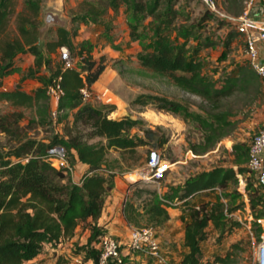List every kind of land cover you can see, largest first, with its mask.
Wrapping results in <instances>:
<instances>
[{"label":"trees","instance_id":"1","mask_svg":"<svg viewBox=\"0 0 264 264\" xmlns=\"http://www.w3.org/2000/svg\"><path fill=\"white\" fill-rule=\"evenodd\" d=\"M18 0H0V78L13 71L16 58L30 53L35 56V67L28 71L27 77L39 72L42 67L48 69L45 54H54L62 47L74 50L70 31L59 27L56 39L45 42L41 22L42 0H23V9L17 12ZM162 0H110V8L118 11L121 6L126 8L130 21V36L132 40L143 42L144 37L138 32L141 16L161 22L155 28L151 44L144 46L145 55L139 60L143 68L151 71L157 78L166 79L171 85L183 92L199 97L210 105V110L203 114L189 111L188 107L170 101L152 97L159 102L160 109L179 114L194 121L203 131V141L192 146V151L203 155L212 150L218 142L229 136L233 123L230 111H221L222 99L231 96L235 91H247L256 82L251 71L243 69L237 76L226 77L221 85L207 75L205 63L199 55L203 46H209V41H198L191 52L185 45H179L176 38L165 27L170 20V9L163 10ZM226 10L240 14L244 10V0H226ZM87 15L91 18L103 16L105 10L99 11L89 3ZM16 18V29L12 31L11 21ZM169 18V19H168ZM216 18V17H215ZM167 19V21H166ZM232 27V26H231ZM233 28V27H232ZM234 29V28H233ZM236 30V29H234ZM190 38L192 34L179 32L178 37ZM45 42V43H44ZM44 43L43 48L41 44ZM81 67L64 68L63 62L58 64L55 73L49 79H42L43 87L34 95L16 89L0 92V101H7L15 107H36L37 119L32 122L47 125L51 119L52 108L46 88L52 79L62 78L64 96L59 102L58 119L69 118L77 110L76 119L94 120V135L104 141L88 143L79 137L70 139L55 138L52 143L32 144L31 153L19 160L1 161L0 171V264H32L40 256L45 244L58 249L64 240L75 237L77 229L90 219L96 222L102 215L106 197L114 187L116 173L109 161V153L114 151L135 152L138 147L148 145L145 139L131 137L132 128L141 125L140 121L129 118L113 120L101 116L91 104L83 103L81 89L92 86L100 79L107 67L102 63L89 61L81 50ZM252 69V68H251ZM84 72L86 75L84 76ZM259 83V81H257ZM8 115H0V133L16 134L14 123ZM147 138H154L152 130L145 131ZM164 142L157 146L163 147ZM59 145L67 153L75 165L88 166V172L83 181L75 183L72 175L51 167L45 159L48 148ZM249 147L244 144L232 148L234 167L215 168L210 172L199 174L184 185V197H194L204 191L229 186L241 187L245 184V193L250 205L251 214L255 219L264 218V193L258 185L256 176L249 170ZM150 154V153H149ZM149 154L147 159H149ZM73 164V163H72ZM202 203L190 207V215L185 225L184 246L188 250L180 264H211L203 260L202 243L206 240L208 223L216 218L213 205ZM124 214L129 224L135 228L157 226L169 220L170 215L158 203H150L147 209L136 207L126 202ZM256 238L258 241L263 233V227L256 223ZM91 235L87 244L80 248L79 254H84L83 261L99 263V252L94 243L106 234L97 224H90ZM238 249V245L232 246ZM236 257L228 252L225 257H216L213 264H233ZM56 264H67L59 258Z\"/></svg>","mask_w":264,"mask_h":264},{"label":"rangeland","instance_id":"2","mask_svg":"<svg viewBox=\"0 0 264 264\" xmlns=\"http://www.w3.org/2000/svg\"><path fill=\"white\" fill-rule=\"evenodd\" d=\"M58 0H42L41 22L42 34L47 41L56 38L57 29L61 22L70 29L71 38H77L90 24L109 20L110 0H62L63 6L57 5ZM87 1L93 8L103 11V17L95 19L81 13L87 7L82 4ZM163 10L170 9V20L165 27L176 38L179 45H185L191 52L198 41H209V46H203L199 55L205 63V72L210 78L221 85L226 77L237 76L239 71L247 69L251 71L256 82L247 91H235L231 96L222 99L221 111H230L233 123L232 132L223 138L208 153L200 155L192 151V146L203 141V131L190 118L160 109L159 102L152 98L168 99L188 107L189 111L205 115L210 110V105L199 97L188 94L171 85L166 79L157 78L153 73L143 68L139 57L145 55L144 46L151 44L154 38L155 28L161 24L152 18L141 16L138 32L144 37L143 42L129 39L130 21H134L132 15L124 11L120 20L110 27L108 24L96 29L100 32L98 39L78 43L75 39L74 50H70L74 59H80L81 50L86 52L85 57L89 61L102 63L107 68L113 69L116 79L110 83V97L103 100L96 99L94 95L93 107L100 111L103 117L109 118L118 111L122 116L117 120L126 118L137 120L141 125L130 130L131 137H141L148 145L138 147L135 152L111 151L109 161L116 175L132 176L148 171V154L157 150L160 154L161 168L154 173L148 171L146 180H139L131 184V192L127 201L136 207L147 209L150 203H158L165 209H176L181 213L176 224H168L169 220L161 225L144 227L153 228L158 238L169 254L172 264H180L181 258L186 254L184 246V227L190 215V207L209 203L215 210L216 218L210 221L205 228L206 240L201 244L203 260L213 264L216 257H225L228 252H233L236 262L233 264H259L257 246L260 242L256 238L255 216L251 209L247 208V194L244 187L229 186L226 189L215 188L204 191L194 197H184V185L190 179L199 174L210 172L215 168L234 167L232 148L235 145L244 144L249 147L252 138L262 125H264V80L251 69L246 56V43L243 35L234 30L226 21L215 18L199 0H162ZM83 7V8H82ZM23 0H18L17 12L22 11ZM51 21L46 26V19ZM74 23L71 25L70 20ZM169 19V18H168ZM93 20V22H92ZM98 23V22H97ZM47 27V28H46ZM11 29H16V18L11 21ZM179 32L192 34L190 38L178 37ZM112 36L115 39H107ZM123 39H117V38ZM110 46L112 51L108 55L101 56L104 47ZM96 52V55L93 54ZM50 62L48 64L51 77L58 64H61L60 54H45ZM35 76V75H34ZM259 81V83L257 82ZM0 115L11 117L14 123L13 131L16 134H4L0 136V160H11L17 163L25 159L30 153L32 144L52 143L55 138L72 139L81 138L88 143H98L102 139L94 135V120H80L76 116L66 120L50 119L49 124H38L31 120L32 112L29 109H15L10 105L0 102ZM152 130L154 138H147L145 131ZM104 141V140H102ZM164 142V146H157ZM73 163V164H72ZM74 173L76 165L71 159ZM170 178L172 182L167 183ZM135 179V178H134ZM177 185H176V184ZM163 200L171 204H165ZM210 207V208H211ZM252 217V218H251ZM82 233L72 243L61 245L60 257L69 264H77L75 258L79 257L82 264L84 254H79L81 247L87 244L82 241ZM238 245V249L232 246ZM175 252V253H173ZM54 256H50L53 259Z\"/></svg>","mask_w":264,"mask_h":264},{"label":"built area","instance_id":"3","mask_svg":"<svg viewBox=\"0 0 264 264\" xmlns=\"http://www.w3.org/2000/svg\"><path fill=\"white\" fill-rule=\"evenodd\" d=\"M207 10L217 19H221L234 25L239 34L243 35L246 43V56L252 70L259 78L264 80V63L259 61V45L264 44V20L257 21L251 17V10L256 0H247L246 8L239 17H234L225 12L217 0H199ZM60 60L64 68L75 67V59L71 56L70 50L66 47L60 49ZM62 78L56 77L51 80L46 88V93L52 101L60 102L64 96ZM83 103H89L94 99L88 87L81 89ZM58 109L52 113L53 119H58ZM45 159L51 167L59 171H65L74 175L73 166L67 157L65 149L59 145L48 148ZM29 158L23 160L27 162ZM160 154L157 150L150 151L147 162L148 171L154 173L161 168ZM249 170L256 176L258 185L264 193V125L260 127L252 138L249 150ZM3 169L0 161V171ZM148 171L146 172L148 174ZM142 173V180L148 176ZM165 204H171L163 200ZM252 218V217H251ZM259 225L264 224V218L255 219ZM99 252L98 264H172L164 247L162 246L157 232L151 227H133L127 242L122 243L111 234L101 236L94 243ZM258 262L264 264V234L260 237L258 245ZM77 264H82L79 257L75 258Z\"/></svg>","mask_w":264,"mask_h":264},{"label":"crops","instance_id":"4","mask_svg":"<svg viewBox=\"0 0 264 264\" xmlns=\"http://www.w3.org/2000/svg\"><path fill=\"white\" fill-rule=\"evenodd\" d=\"M82 1L83 0H81V2ZM217 1L219 3L220 7L225 12H227L229 15L234 16V17H239L244 12V10L246 8V1L247 0H244V3H243L244 10L240 14H237L234 11L226 10L225 6L228 4V2H226V0H217ZM86 3H87V1H84V3L82 4V6L84 8L87 7L84 5ZM63 4L64 3H62V0L57 1L58 6H63ZM88 8H89V6H88ZM125 10H126V8L124 6H121L117 12L114 11L112 8H110L108 13L112 15V18L109 20L105 19L103 21L104 23H100V22H102V21H100L101 20L100 19L99 21H97L98 23L96 22V25L90 24L89 29L87 31H85L87 27L82 25L81 26L82 30L80 32L81 33L84 32V33L77 38H72L74 45L76 43L75 39L78 40L77 41L78 43H83L84 41L93 42L92 41L93 39H98L100 36V32H95L96 29L102 27V25H104V24L105 25L108 24L110 27H112L113 24H116L120 20L119 13H120V15L125 16L124 15ZM82 12L85 15H87L88 9L86 8L84 11L81 10V13ZM101 17H103V16H100L99 18H101ZM251 17L257 21L264 20V0H256L255 4L251 10ZM70 22H71V25L74 24L72 22V19L70 20ZM92 22H93V20H92ZM228 24H230V23H228ZM231 26L234 29H236V27L234 25H231ZM59 27L65 28L68 31H70V29L68 27H66V25H64V26L59 25ZM128 32H129L128 33L129 39H132L130 36V31H128ZM55 39L56 38H54V40ZM107 39H115V38L110 36ZM117 39H123V38L119 37ZM45 42H47V40H45ZM44 43L41 44L42 48H43ZM60 49L57 52L58 54H60ZM111 51H112V48L110 46H106V47H104V51H102L101 56L108 55V53H110ZM93 54L96 55V52ZM85 55H86V52L84 51V57H85ZM35 61H36L35 56L30 54V53L19 55L14 62L13 71L9 75L0 78V92H8V91H14L16 89H20V90L26 92L27 94L34 95L39 88L43 87L42 79L43 78L49 79V77H50L49 71L44 66L39 70L38 73L35 74V76L33 75V76L26 78L28 71L35 67ZM81 61H82L81 57H80V59H75V67H81L82 66ZM259 61L261 63H264V44L259 45ZM83 74L85 76L86 72H84ZM115 79H116V76H114L113 69H111L110 67L106 68L104 73H102V75L100 76V79L91 88L94 92L96 99L99 98V100L101 101L104 98L110 97V95H108L110 92V83H112ZM49 100H50L51 105H52V108L50 109L51 119H52L53 118L52 113L54 110L58 109L59 103L52 101L51 99H49ZM0 102H3L7 105H10L15 109H20V110L29 109L32 112L31 120L33 121L34 119H37L36 107H34V108L15 107L7 101L3 100ZM94 102H96V101L92 100L91 102H89V104L94 103ZM76 113H77V110H74L73 112L70 113L69 117H74V115H76ZM122 114L123 113L121 111L120 112L118 111L117 113H114L110 117V119L117 120L122 116ZM2 135H4V133H0V136H2ZM105 142H106V140H104V143ZM111 151H113V150H111ZM76 170H77V172H75L74 175H72V179L75 183L80 184L83 181L84 176L88 172V166H86L84 164H77ZM142 175H143L142 172L141 173L139 172V173L132 175V176H125V177L121 176V175H116V177L114 179L113 190L106 197L102 215L99 218V220L97 221V223L92 222L89 219L87 221V223L82 224L77 229L76 235L73 239L64 240L63 243L69 244V243H72L73 241H75L78 238L79 232H81L83 234L82 235V241H84L85 239L88 241V239L91 235L90 224H92V225L97 224V226L100 229H102L104 232L111 234L112 236L117 238L122 243L127 242L129 235H130V232L134 226L129 224L128 221L126 220V216L124 214V205L127 202L128 195L131 192V187H132L131 184H133L136 181L142 180ZM166 182L170 183L172 181L170 180V178H167ZM241 187L245 188V184H242ZM246 209H250L249 202H247V208ZM167 211L171 217L168 224H171V223L176 224L178 221L177 220L178 217L181 216V213L178 210V208H176V209L170 208V209H167ZM262 227H263V233L262 234H264V224L262 225ZM183 233H185V227H184ZM63 243L61 245H63ZM164 250H165L166 254L168 255V257H170L169 254H172V252L167 251L165 248H164ZM256 250L258 253V246H257ZM59 251L60 250L53 248L50 244H45L43 253L40 256H38L35 260H33L31 263L32 264H56L58 259L62 258V257H60L61 252H59ZM187 251H186V253H187ZM173 253H175V252H173ZM52 255L54 256V258L50 259V256H52ZM182 259H183V257L181 258L180 263H181ZM67 264H69V263H67ZM87 264H93V262L88 261Z\"/></svg>","mask_w":264,"mask_h":264},{"label":"water","instance_id":"5","mask_svg":"<svg viewBox=\"0 0 264 264\" xmlns=\"http://www.w3.org/2000/svg\"><path fill=\"white\" fill-rule=\"evenodd\" d=\"M45 23H46V26L48 27V26L50 25L51 21H49V19L47 18L46 21H45ZM57 23H59L60 26H64V24L61 23V22H57ZM47 27H46V28H47ZM43 31H45V29L42 30V32H43Z\"/></svg>","mask_w":264,"mask_h":264}]
</instances>
